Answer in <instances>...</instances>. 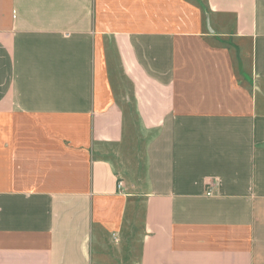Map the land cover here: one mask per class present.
<instances>
[{
  "label": "crops",
  "instance_id": "1",
  "mask_svg": "<svg viewBox=\"0 0 264 264\" xmlns=\"http://www.w3.org/2000/svg\"><path fill=\"white\" fill-rule=\"evenodd\" d=\"M199 6L0 0V264H105L129 196L137 264H264V0Z\"/></svg>",
  "mask_w": 264,
  "mask_h": 264
},
{
  "label": "rangeland",
  "instance_id": "2",
  "mask_svg": "<svg viewBox=\"0 0 264 264\" xmlns=\"http://www.w3.org/2000/svg\"><path fill=\"white\" fill-rule=\"evenodd\" d=\"M195 7L199 6V0H184ZM139 5V4H138ZM111 9V8H110ZM111 11L102 10L101 25L106 23L107 15ZM204 12L201 15V21L204 22ZM105 14V15H104ZM106 16V17H105ZM127 111L128 124L130 128V137L127 140V150L125 161L127 165L133 167L134 172L131 174L132 180L140 177L143 172V163L138 157L139 149H141V139L137 132L136 119L133 114L131 103L125 104ZM142 171V172H141ZM125 205V212L121 221L120 228L115 230V235L111 232H104L98 236V239H93V255L94 258L104 262L105 264H137L140 244L142 237V223H143V206L141 203L134 201V196H129ZM96 232V229H95Z\"/></svg>",
  "mask_w": 264,
  "mask_h": 264
}]
</instances>
